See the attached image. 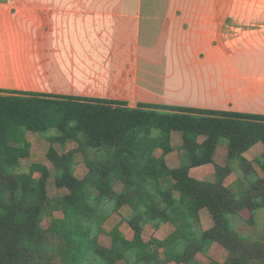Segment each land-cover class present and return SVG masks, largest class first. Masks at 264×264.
<instances>
[{
	"label": "trees",
	"instance_id": "16d2710c",
	"mask_svg": "<svg viewBox=\"0 0 264 264\" xmlns=\"http://www.w3.org/2000/svg\"><path fill=\"white\" fill-rule=\"evenodd\" d=\"M176 131L184 144L181 166L171 169L165 156L173 151ZM50 132L46 157L54 173L43 163L21 171L33 156L28 134ZM68 143L75 148L66 153L54 146ZM221 143L228 146L229 163L242 164L249 187L241 193L223 184L230 165L215 166L217 183L190 176L192 168L214 164ZM258 143L264 145V116L187 108L165 113L113 101L0 94V264H202L197 256L208 257L214 243L241 254L230 264L264 260V249L247 246L234 224L243 220V210L252 213V223L254 212L264 209V154L246 155ZM81 158L87 172L78 176ZM52 177L64 191L55 198L48 193ZM116 182L123 191L115 190ZM125 206L133 211L126 220L132 240L120 226L104 227ZM202 209L214 222L206 231ZM165 223L175 227L167 239H145V225ZM209 264L222 263L210 258Z\"/></svg>",
	"mask_w": 264,
	"mask_h": 264
},
{
	"label": "crops",
	"instance_id": "0c3cea01",
	"mask_svg": "<svg viewBox=\"0 0 264 264\" xmlns=\"http://www.w3.org/2000/svg\"><path fill=\"white\" fill-rule=\"evenodd\" d=\"M0 94L113 101L165 113L187 108L264 116V0H0ZM183 144V133L173 132V151L165 156L169 168L181 166ZM263 154L258 143L246 155ZM213 161L192 168L190 176L217 183L215 166L230 165L224 186L236 193L248 189L241 162L229 163L226 143L217 146ZM114 188L124 189L120 182ZM132 214L123 207L105 229L120 226L132 240L126 222ZM251 216L245 209L243 220L234 219L236 232L247 246L264 249V209L249 223ZM200 220L205 231L214 226L207 209ZM174 231L171 223L157 229L147 224L144 237L164 241ZM208 255L197 259L230 264L241 257L218 243Z\"/></svg>",
	"mask_w": 264,
	"mask_h": 264
},
{
	"label": "rangeland",
	"instance_id": "374dc122",
	"mask_svg": "<svg viewBox=\"0 0 264 264\" xmlns=\"http://www.w3.org/2000/svg\"><path fill=\"white\" fill-rule=\"evenodd\" d=\"M29 135V134H28ZM52 135H54V132H50L46 135H40V134H32L29 135L27 137V140L29 141V143L32 146V154L33 156H31L29 159L25 160L22 164L21 167V171L23 172H28L29 171V167L34 164V163H43L45 165H47V167L49 169L52 170V173H54L53 170V165L52 163L47 159L46 157V153L48 150V147L50 146V143L48 142V138L51 137ZM55 148L58 150V152L60 153H66V149L65 147L59 146V145H54ZM76 174L78 176H83L86 172H87V166L84 162V160L81 158L76 166ZM48 193L50 195V197L55 198L58 195L64 193V191L62 190H58L55 186V179L54 177H52L51 179H49L48 182ZM119 219V218H118ZM51 219L50 218H45L44 222H43V227L47 228L50 224ZM114 225V222H108V224H106V229L109 230L112 226Z\"/></svg>",
	"mask_w": 264,
	"mask_h": 264
}]
</instances>
